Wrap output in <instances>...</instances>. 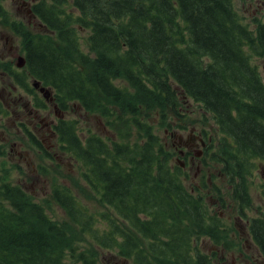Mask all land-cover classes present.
I'll return each instance as SVG.
<instances>
[{
  "label": "trees",
  "instance_id": "16d2710c",
  "mask_svg": "<svg viewBox=\"0 0 264 264\" xmlns=\"http://www.w3.org/2000/svg\"><path fill=\"white\" fill-rule=\"evenodd\" d=\"M71 2L79 12L76 16L57 9L67 0L41 1L32 9L56 34L55 41L32 35L0 11L1 29L19 36L26 58L21 70L0 62V74L6 72L24 90L30 80L52 89L54 104L62 112L77 101L83 110L102 115L115 107L135 113L153 104L160 113L163 109L179 116L178 106L191 100L212 115L222 137L224 147L216 154L227 157L225 168L241 215L248 203L241 166L264 163V85L245 50L264 57V23L252 30L231 0ZM77 26L90 31V55L80 51ZM116 79L127 81L139 97L121 89ZM30 93L36 106L45 108L33 88ZM118 119L124 121L123 116ZM138 126L142 141L130 147L127 137L108 142L93 135L82 144L75 120L57 122L62 147L82 162L83 197L111 213L99 215L106 225L102 229L96 225L97 216L87 213L88 205L66 188L52 193L72 224L94 244L73 264H109L104 255L121 264H179L173 258L182 264H226L219 253H200L192 243L206 236L217 245L219 233L225 232L217 216L208 213L206 195L188 190L180 181L182 169L169 162V150L156 148L157 132L168 123ZM174 132L164 130L166 146ZM25 133L31 144L41 147L31 132ZM247 220L264 257V218ZM52 235L55 240L50 242ZM67 244L55 221L41 206L25 200L24 191L8 180V169L0 165V264H67L61 256L68 252Z\"/></svg>",
  "mask_w": 264,
  "mask_h": 264
},
{
  "label": "rangeland",
  "instance_id": "374dc122",
  "mask_svg": "<svg viewBox=\"0 0 264 264\" xmlns=\"http://www.w3.org/2000/svg\"><path fill=\"white\" fill-rule=\"evenodd\" d=\"M39 1L41 0H0V11L11 20L22 23L33 34L39 35L42 34V29L38 28L37 19L27 13L31 5ZM42 1L50 4V0ZM231 2L233 10L252 30L258 23H264V0H231ZM57 9L72 11L75 16L79 14L72 6L71 0H67V5H58ZM76 30L75 36L80 51L90 55L87 42L89 29H81L77 26ZM45 35L55 41V33L46 32L45 29L43 36ZM18 37L12 31H0V62L9 63L11 69L15 66V55L19 54V49L21 50ZM245 50L249 52L250 61L257 68L258 76L264 85V57L254 51ZM203 61L205 64L208 62L206 58ZM2 70L3 68L0 67V71ZM116 80L121 82V89H126L134 95L127 81ZM31 88L32 85H29L28 89L24 90L13 82L6 72L0 74V150L5 153L0 157V165L8 169V180L24 191L25 200L41 206L61 229L68 243V252L61 256L67 264H73L80 253L86 248H94V244L86 239L79 226L73 225L71 219L60 208L52 194L55 189L66 188L76 200L80 199L87 204V213L97 216L99 222L96 225L102 229L106 225L99 219V215L103 212L111 213L96 200L89 201L83 197L86 184L82 177L84 173L82 162L75 160L65 151L59 145L55 132L46 126L51 121L55 124L59 117L68 121L75 120L78 129L84 133L88 131L96 133L105 140L121 141L127 137L130 147L142 141L138 135V122L155 125L166 121L168 126L165 129L171 131L174 128L180 131L184 140L188 138L191 130H194L195 134L202 133L208 140L207 160H203L202 156L195 158L194 165L181 172L180 181L188 190L195 189L206 195L205 207L209 214L217 216L225 233H219L217 245L206 236L199 237L198 241L194 240L192 243L199 248L200 253L206 255L212 252L219 253L226 264H264V257L259 256L260 251L249 236L247 220L264 218V164L256 160L241 166L244 175L243 187L248 196V203L245 215H239L238 202L233 198L229 183L230 176L228 169L225 168L228 164L227 157L223 153L216 154L224 145L220 143L222 137L216 132L215 121L210 113L186 99L185 103L178 106L179 116L163 109L160 113L153 104L135 113L122 112L115 107L107 115H102L100 111L83 110L77 101L72 102L62 115L55 113L53 104L49 102H45V108L37 107L35 96L30 93ZM134 97L139 96L134 95ZM38 98L41 99L39 94ZM121 116L124 117V121L118 119ZM165 129L161 128L157 132L156 148L166 147L171 154L170 164L180 167L177 162V151L172 145V142H178L176 136L178 132L172 139L168 138L166 146ZM25 130L31 132L41 142V147L29 142ZM229 143L231 144L230 141ZM211 156H214L215 160ZM197 167H200L201 173L195 177ZM54 240L55 235H52L49 241ZM224 243L228 245L222 247ZM57 244L61 248L60 243ZM106 254L115 258L112 251H107ZM104 256L106 259L103 260L109 264H121L118 260ZM173 259L182 264L178 258Z\"/></svg>",
  "mask_w": 264,
  "mask_h": 264
},
{
  "label": "flooded vegetation",
  "instance_id": "af4514ba",
  "mask_svg": "<svg viewBox=\"0 0 264 264\" xmlns=\"http://www.w3.org/2000/svg\"><path fill=\"white\" fill-rule=\"evenodd\" d=\"M259 1V0H257ZM35 3H33L31 5V8L33 7ZM42 87L40 84H38L37 88H33V90L35 91H38V88ZM37 118V117H36ZM53 124V122H49L48 124H46L47 128L48 129H51V125ZM53 131V130H52ZM178 132V134H176L177 136V140L178 142L177 143H174L172 142V145L175 146V150L177 151V154H178V158H177V161L178 159L181 160V162H183V165L180 166V168L183 170H185L187 167H191L194 165V159L197 158L195 157V153L198 151V150H202L203 154L202 156L204 155V153L206 151H208L209 149V146L207 144L208 140H206V137L202 134V133H197L195 134L194 133V130H191L190 133H189V136L187 139H183V136L181 134L180 131L176 130L175 133ZM174 133V134H175ZM200 139L203 140L204 143H202L200 141ZM182 151L183 154H180ZM200 158V157H199ZM203 160H207V159H203ZM259 162V161H258ZM201 169L200 167L196 169V173L194 174L195 177H198L199 174L201 173L200 172ZM202 181V179H200V182ZM199 184V183H198ZM197 184V185H198ZM231 190H232V185H231ZM240 208V205H239V202H238V209ZM243 213H246V210L243 211L241 213V215ZM249 223V222H248ZM249 236H250V233H249ZM251 237V236H250ZM259 256H261V254L259 253Z\"/></svg>",
  "mask_w": 264,
  "mask_h": 264
},
{
  "label": "water",
  "instance_id": "95a60500",
  "mask_svg": "<svg viewBox=\"0 0 264 264\" xmlns=\"http://www.w3.org/2000/svg\"><path fill=\"white\" fill-rule=\"evenodd\" d=\"M15 66H16L17 68H22V67H24V66H25V58H24L23 56H17ZM38 84H39V83H38L37 81H34L33 84H32V86H33L34 88H37ZM38 90H39V92L42 94V96H43L44 99H46V100H50V101L52 102V97H50V96H51V93H50V91H49L48 89H46V88H44V87H40V88H38ZM200 141H201L202 143H204L202 139H200ZM180 154H183L182 151H181ZM201 155H202V150H201V149L198 150V151L195 153V157H197V158H199ZM178 162H179V165H180V166L183 165V162H181L180 160H179Z\"/></svg>",
  "mask_w": 264,
  "mask_h": 264
}]
</instances>
